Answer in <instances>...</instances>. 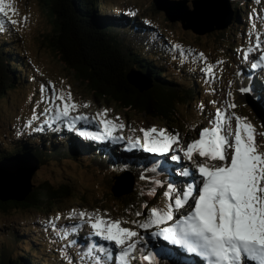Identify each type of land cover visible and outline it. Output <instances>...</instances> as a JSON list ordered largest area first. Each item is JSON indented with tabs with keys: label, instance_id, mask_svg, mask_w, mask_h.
<instances>
[{
	"label": "rangeland",
	"instance_id": "obj_1",
	"mask_svg": "<svg viewBox=\"0 0 264 264\" xmlns=\"http://www.w3.org/2000/svg\"><path fill=\"white\" fill-rule=\"evenodd\" d=\"M191 1L188 0L187 5L193 8ZM245 1L246 6L242 8L244 12L237 24L234 23V15L238 11L235 8L236 6L231 4V9L234 12L231 20L232 27L205 35H198L192 30H185L178 21L171 22L164 11L157 9L154 0H107L106 4L101 5L100 9L103 13L111 14L115 11L124 10L136 13L145 21H149L150 23L145 24V27L150 29V33H145L146 30H143L144 32L140 34L141 37L138 34L129 35V38L134 39L131 42L146 46L149 50L155 49L156 53H165L166 57L162 56L160 61L174 77L186 79L190 83L192 78L193 80L198 79V82H194L197 91L196 99L189 101L175 100L173 105L177 115L173 116V120L164 121L137 112H128V110L119 107L113 100L95 96L89 87L78 81L73 72L58 58L52 46L55 37V26L40 0H14V7L17 8V12L13 14L9 10L8 17L0 14V20H3L6 26L8 24L4 18L10 23L11 20L20 21L18 24L11 23L16 34L14 42L11 44L16 45L28 67L27 70L34 77L31 78V74L27 75L31 82H25L16 85V88L8 89L6 96L0 100V156L7 155L9 152H13V155L19 153L24 148L25 138L34 133L33 128L36 121L40 122L41 127L38 129L41 131L40 135L43 134L42 132L46 127L62 125V127L64 126L70 130L66 121H55L49 126V122L54 116V111L44 112L46 107L54 108L53 103H51L52 94L48 84L49 81L55 82L57 94H59L61 88L67 91L70 86L75 101L90 105L87 108L81 107L78 111L70 114L72 116L82 114L88 117V119H85L88 120L86 121V127L77 126L79 120L75 122V130H83L84 137L86 135L93 137L97 133H102V125L99 124L100 117L97 116L98 111L108 109L107 118L109 119L116 116L120 117L121 121L126 124V128L114 134L117 137L116 139L105 138L99 141L115 140L119 148L126 151L139 149L131 148L128 138H142V133L137 131L140 128H150L152 126L161 129L166 128L178 132L181 140L185 143L197 139L199 131L203 127L210 126L209 120L215 115L217 107H221L229 114L235 112L241 117H247L248 122L255 126L257 133L264 132V127H262V120H264V98L262 97L264 94V64H261L258 69L251 67L252 62L261 55L260 50L255 46L258 34L261 37V44H264V0ZM23 17H27V23L23 22ZM253 23L256 24V28H253ZM159 39L162 43L159 48H156L154 45ZM177 45L185 53L182 57L176 47ZM250 47L251 52L246 62L243 60V52L248 51ZM200 53L204 54L206 60L199 56ZM217 61L222 63H216ZM207 64L214 65V78L209 79L205 72L201 70ZM144 79L146 80V78ZM257 79L261 82L259 88L258 84L255 85L258 83ZM42 85L44 86L43 91H41ZM249 87L252 88L251 92L241 91V89H248ZM229 92H231V96ZM247 100L253 102L259 109L262 115L260 118L246 103ZM211 101L217 103H210ZM201 103L204 105L203 112L200 109ZM231 103H234L236 107L228 108L227 105ZM60 106L62 107V104ZM34 109L39 115V119L32 120ZM231 119L232 126L235 128V118L231 117ZM30 120L32 121L31 127L27 126ZM64 136L60 138L63 139ZM119 137H123V139ZM257 139L260 140L261 137L258 135ZM93 140L97 139L92 138ZM175 147L173 150H175ZM145 154L155 157H146L150 162L141 163L140 167L142 169L138 167V173H131L135 181L140 182L135 185L134 189L137 195H140L141 185L143 183L147 184V181L141 177L154 173L148 174V171L155 163L171 167L172 173L179 176L178 182L181 183V186H185L188 182L192 183L191 177L184 178L179 175V170L182 167H189L193 173L198 175L195 166L186 159L173 161L170 154L163 156L146 152ZM181 156H183L182 153ZM196 159L197 161L201 160L199 156ZM61 160V167L59 168H55L53 162H47L49 164L41 163V167L32 176L33 191L45 184H49L54 188L65 184L70 188V191L56 202L44 204L42 207L29 209L20 205H13L7 210L0 208V252L2 249L10 250V257H14L18 253L26 255L27 252H32L35 262L47 261L53 263L56 257L55 262L62 263L61 258H58L62 257L61 250L67 249L69 251V248H71L75 252L78 250V254L79 251L85 252L90 239L97 245L104 244L105 247H113L112 244L92 237L90 235L92 229L88 224H83L78 233L70 231L76 225L81 224L78 216L80 210L86 209L91 212L99 209L113 219L138 221L147 216L150 207L154 205L163 206L166 202L162 189L158 195H155L148 202L142 203L140 201L141 197L139 196V198L132 192L130 193L132 195L128 194L126 200L123 201L120 197L115 196L111 189L115 177L121 175L125 170L118 168L110 170L93 162H89V164H86L87 162L81 163L74 157H66ZM129 171L131 172V170ZM145 204L148 205V209L144 207ZM72 209H75L77 213L74 219L69 217ZM137 211L144 215L137 217L135 215ZM58 213L61 214V217L55 222L59 225V230L53 231L50 234L48 246H43L42 241L37 238V234L40 233L43 236L46 222L53 219ZM170 223L172 222H168V224ZM123 226L135 227L133 224ZM166 226L167 224L162 225V227ZM60 227H63V231L69 229L63 239L60 238L62 230ZM138 231L147 237L145 247H149L156 241L150 235L153 229H149L147 232L142 229H138ZM34 240L38 244H34ZM69 240H75L77 243L73 245ZM53 248L56 251L52 250ZM184 251L188 256L186 264H203L198 256L190 254L186 250ZM100 255H103V253ZM136 262H133V264H140V261L136 260ZM66 263L68 264V261Z\"/></svg>",
	"mask_w": 264,
	"mask_h": 264
},
{
	"label": "snow or ice",
	"instance_id": "obj_2",
	"mask_svg": "<svg viewBox=\"0 0 264 264\" xmlns=\"http://www.w3.org/2000/svg\"><path fill=\"white\" fill-rule=\"evenodd\" d=\"M9 10L13 14L17 12L14 0H0V14L8 17ZM23 22L27 23V17H23ZM11 23L18 24L20 21L11 20ZM253 28H256L255 23ZM5 30V23L0 20V31ZM255 46L261 55L252 62L251 67L258 69L264 64V44H261L259 34L256 36ZM176 47L181 57L185 55L180 46ZM250 52L251 47L243 52L244 61H248ZM199 56L206 60L203 53ZM213 68V64H207L201 70L211 79L214 78ZM48 84L52 94L51 103L54 105L53 109H44L46 113L54 111L49 126L55 121H66L69 129L75 130V122L88 117L70 114L90 105L75 101L70 86L67 91L61 88L57 94L55 82L49 81ZM43 87L42 85L41 91ZM229 95L231 96V92ZM227 107L235 108L236 105L231 103ZM200 109L203 112V103ZM107 114L108 109L98 111L102 133L91 138L116 139L114 134L126 128L120 117L109 119ZM231 117L235 118V128L232 126ZM35 119H39V115L34 109L32 120ZM31 123L30 120L27 126L31 127ZM209 124L210 126L199 131L197 139L187 143L181 140L178 132L156 126L137 129L142 133V138H128L131 148L162 156L170 154L173 161H181L182 158L190 161L198 175L189 167H182L179 175L184 178L191 177L192 183L181 186L180 182L170 179L163 192L166 198L164 205H154L148 209L145 204L148 214L138 221L113 219L99 209L91 212L80 210L78 216L81 224L70 231L78 233L83 224H88L92 229V237L113 245H97L90 239L82 260L88 259L90 264H133L137 259L136 254L139 253L140 264H160L159 257L163 250L147 249V237L138 231L142 229L147 232L154 228L156 230L151 231V237L162 238L180 246L182 250L198 256L203 264H264V132L257 133L247 117H241L235 112L229 114L221 107L216 108ZM258 135L260 140L257 139ZM197 156L201 158L200 161H197ZM151 171L156 172L157 168L154 166ZM141 178L150 179L145 176ZM153 184L154 187L148 193L151 196L156 194L159 187L164 186V182L154 179ZM76 215V210L72 209L69 217L74 219ZM135 215L142 217L144 214L137 211ZM60 217L61 214L58 213L47 221L46 230L51 227L58 231L59 225L55 221ZM125 224H133L135 227L123 226ZM166 224V227H162ZM68 231L69 229H65L61 232L60 238L63 239ZM71 243L75 245L77 241L73 240ZM62 251L67 253V249ZM68 264H73L71 258H68Z\"/></svg>",
	"mask_w": 264,
	"mask_h": 264
},
{
	"label": "trees",
	"instance_id": "obj_3",
	"mask_svg": "<svg viewBox=\"0 0 264 264\" xmlns=\"http://www.w3.org/2000/svg\"><path fill=\"white\" fill-rule=\"evenodd\" d=\"M106 1L40 0L55 26V37L52 41L54 51L78 81L85 83L95 96L113 100L128 112L133 111L164 121L173 120V116L177 115L173 105L174 101L196 99L197 91L194 82H198V79L193 80L192 78L190 83L186 79L174 77L160 61L162 56L166 57L165 53H156L155 49L149 50L146 46L133 44L131 41L134 39L129 38V35L138 34L141 37L143 30H146L145 33H150V29L145 27L144 19L136 13L132 14L124 10L111 14L103 13L100 8L102 4H106ZM231 2L238 11L234 20L237 24L240 21V14L244 12L242 8L246 6V1L231 0ZM7 29L0 31V100L6 96L8 89L31 82L27 78L31 72L27 70L28 67L16 45L11 44L15 39V31L10 29L7 31ZM161 43L159 39L154 46L159 48ZM134 70L141 72L151 80L150 88L141 91L129 82L128 75ZM30 76L34 77L33 74ZM77 132L53 128L50 132H42L43 134L40 135L41 131H38L35 135H28L25 138L26 143L21 151H32L42 164L53 162L55 168L61 167V159L74 157L81 163H98L110 170L114 168L136 170L144 159L143 152H125L110 143L93 142L90 138L84 139ZM61 136L64 138L61 139ZM13 154L9 152L7 155L0 156V159L11 157ZM158 171L159 177L150 176V180L160 179L166 185L170 180L169 175L160 169ZM153 185L152 182L141 185V188L146 189L144 192L141 189L140 192L144 202L150 201L153 197L148 194ZM69 191L70 188L65 184H61L58 188L45 184L35 191L32 190L24 201L0 200V208L7 210L13 205L29 209L42 207L44 204L56 202ZM126 197L120 198L124 201ZM44 229L43 236L39 233L37 238L42 241L43 246H48L50 234L54 230L49 227L46 230L45 226ZM60 229L63 232V227ZM35 243L38 244L36 240H34ZM157 250H163L166 256L181 258L182 249L177 245H166ZM60 252L63 258L55 255L61 258L62 263H56V257L53 263L47 261L38 263L34 261L32 252H27L26 255L18 253L10 257V250L2 249L0 264H67L68 258L73 260V264H90L88 259L82 260L83 254H78L71 248L67 253L62 250Z\"/></svg>",
	"mask_w": 264,
	"mask_h": 264
},
{
	"label": "water",
	"instance_id": "obj_4",
	"mask_svg": "<svg viewBox=\"0 0 264 264\" xmlns=\"http://www.w3.org/2000/svg\"><path fill=\"white\" fill-rule=\"evenodd\" d=\"M154 0L158 10L164 11L171 22H180L185 30L198 35L229 28L234 12L229 0ZM146 78V80L144 79ZM129 82L143 91L150 88L151 80L138 71H131ZM258 118L262 115L251 102H246ZM264 125V120H262ZM41 167L40 160L32 152H19L12 157L0 159V200L24 201L33 190L32 176ZM112 192L117 197L134 190V179L130 173L116 176Z\"/></svg>",
	"mask_w": 264,
	"mask_h": 264
},
{
	"label": "bare ground",
	"instance_id": "obj_5",
	"mask_svg": "<svg viewBox=\"0 0 264 264\" xmlns=\"http://www.w3.org/2000/svg\"><path fill=\"white\" fill-rule=\"evenodd\" d=\"M189 183V182H188ZM186 263V262H185Z\"/></svg>",
	"mask_w": 264,
	"mask_h": 264
}]
</instances>
